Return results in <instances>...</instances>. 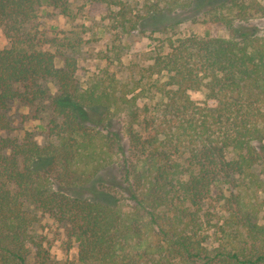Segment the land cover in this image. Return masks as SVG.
<instances>
[{
    "label": "trees",
    "instance_id": "obj_1",
    "mask_svg": "<svg viewBox=\"0 0 264 264\" xmlns=\"http://www.w3.org/2000/svg\"><path fill=\"white\" fill-rule=\"evenodd\" d=\"M45 6L65 10L0 0V264H52L35 234L44 216L75 242L73 264H264V0H190L226 36L176 39L155 55L146 71L165 80L151 85L159 101L143 135L134 89L106 72L82 82L74 57L57 68L37 46L31 25ZM44 81L55 91L48 143L1 136L7 104L42 99ZM218 187L212 222L202 207Z\"/></svg>",
    "mask_w": 264,
    "mask_h": 264
},
{
    "label": "rangeland",
    "instance_id": "obj_2",
    "mask_svg": "<svg viewBox=\"0 0 264 264\" xmlns=\"http://www.w3.org/2000/svg\"><path fill=\"white\" fill-rule=\"evenodd\" d=\"M208 0H204V3ZM190 0H62L65 7L60 12L52 6H45L32 23L36 33L37 46L54 53L55 67H63V57L72 56L76 60L77 72L82 82L103 72L115 75L121 83L127 84L137 94L138 122L135 130L143 135V120L151 114L152 107L159 101L152 83L164 81L165 74L149 76L147 67L157 53H167L170 43L190 36H226L221 27L207 26V14H190ZM203 5V4H202ZM169 13L171 17L180 15V21L165 20L159 28L150 25L153 13ZM178 14V15H177ZM177 15V16H176ZM143 16L144 19H141ZM150 20V22H148ZM263 22V23H262ZM264 25V20L257 22ZM149 25V26H147ZM71 41V42H68ZM75 43L72 50L64 47ZM9 47V41L0 27V49ZM45 95L33 104L10 101L5 110L10 130L1 136L21 140L29 136L38 145L48 143L49 122L54 118L50 97L55 91L53 83H41ZM134 87V88H133ZM195 101L203 98V91L190 92ZM259 167L255 170L258 172ZM229 189V185H226ZM223 189L212 190L210 200L203 203V211L214 215L219 211L216 198ZM219 216V214L217 213ZM35 234L41 239L52 264H73L76 244L48 216L37 225Z\"/></svg>",
    "mask_w": 264,
    "mask_h": 264
}]
</instances>
